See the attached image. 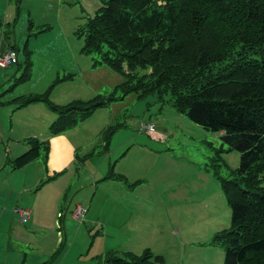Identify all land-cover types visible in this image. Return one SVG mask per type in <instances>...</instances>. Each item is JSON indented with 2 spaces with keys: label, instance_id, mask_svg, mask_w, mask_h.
I'll use <instances>...</instances> for the list:
<instances>
[{
  "label": "rangeland",
  "instance_id": "rangeland-1",
  "mask_svg": "<svg viewBox=\"0 0 264 264\" xmlns=\"http://www.w3.org/2000/svg\"><path fill=\"white\" fill-rule=\"evenodd\" d=\"M100 6L98 0H20L19 3L0 0V51L17 54L16 63L0 68V101L3 103L0 105V182L13 186L20 181V177L11 176L10 162L27 151L30 138L40 141L35 137L40 125L34 121L45 113L51 119L55 117L43 103L44 110L34 103L36 106L11 118V110L16 107L13 97L19 93L41 94L56 79L72 75L71 80L56 85L51 94L55 105H64L76 99L87 101L97 95H107L124 81L123 75L111 68L95 65L98 56L82 52L83 39L77 36V30ZM25 50L30 55V74L27 80H22ZM35 56L49 62L54 70L51 76L48 73L42 79L31 77ZM138 73L143 72L138 70ZM66 83H73L75 88L62 89ZM93 114L82 132L83 140L91 145L77 148L68 143L62 145L65 149L61 158L72 156L73 161L63 168L61 194L54 188L50 191V202H37L34 194L41 188L32 189L34 193L29 199L34 205L44 203L48 208L43 213L48 215L46 225L22 235L29 230L28 220L11 215L10 225L5 227L18 232L0 231V261L5 255L1 252L3 246L26 243L25 238L31 244L30 249L49 256L47 264L54 263L60 252L63 254L61 263L70 264L78 261L80 252L83 257L95 249L106 250L101 257L107 253L122 256L125 252L140 254L146 248L161 256L163 264H222L223 247L212 243L216 233L229 228L231 220L221 179H230V174L239 168V153L227 151L219 134L193 124L171 103H159L152 97L131 95ZM104 121L107 124L103 130ZM147 124L154 127L152 136L141 128ZM108 128L113 133L110 134ZM88 131H94V135ZM145 134L158 142H150ZM137 135L144 139L139 142L140 146L132 141ZM92 148L93 154L83 155ZM220 149L223 151L219 152ZM125 152L127 156L123 159ZM45 155L46 152L41 151L39 158L29 165L49 164L51 168L52 161L48 163ZM111 167L115 173L125 174L127 184L103 180ZM12 195V199L15 198L14 189ZM75 203L88 209L86 215L108 216L105 228H100L96 234L89 231V226L77 232L83 222L72 219L73 242L70 244L65 242L60 216L71 215ZM17 206L24 209L22 203ZM10 208V205L5 206L6 210ZM15 209L17 207L12 205L11 210ZM35 210L42 215L41 207ZM113 221H118V226L115 233H108L107 226ZM33 222L34 218L30 223ZM111 237L120 239L119 246H109ZM30 249L25 252L29 253ZM101 257L88 259L85 264H105Z\"/></svg>",
  "mask_w": 264,
  "mask_h": 264
},
{
  "label": "trees",
  "instance_id": "trees-1",
  "mask_svg": "<svg viewBox=\"0 0 264 264\" xmlns=\"http://www.w3.org/2000/svg\"><path fill=\"white\" fill-rule=\"evenodd\" d=\"M98 1L101 6L77 30L82 52L98 56L95 65L111 68L124 81L107 95L55 105V86L72 79L65 76L41 94L14 99L17 109L43 103L56 116L48 128L55 136L131 95L171 103L193 124L219 134L227 151L240 155L239 168L230 179H221L231 220L212 243L223 247L222 264H264V0ZM25 56L22 80L30 74L26 50ZM28 143L29 149L10 162L12 170L37 160L41 151L47 159V142L30 138ZM106 179L126 181L113 172ZM100 259L105 264H163L148 248Z\"/></svg>",
  "mask_w": 264,
  "mask_h": 264
},
{
  "label": "crops",
  "instance_id": "crops-1",
  "mask_svg": "<svg viewBox=\"0 0 264 264\" xmlns=\"http://www.w3.org/2000/svg\"><path fill=\"white\" fill-rule=\"evenodd\" d=\"M49 62H47L43 57H38L35 56V69L34 71L32 70V76L37 77L38 79H42V77L44 75H48L51 76L54 72V70H52V68H50ZM50 65H52L50 63ZM29 81V80H28ZM72 89L75 88V86H73V83H66L64 87H62V89ZM59 91H61V88H59ZM23 97V96H32V95H24V93H19L18 95H16L13 98H17V97ZM11 98V99H13ZM10 99V100H11ZM9 100V101H10ZM14 100V99H13ZM55 102V100H54ZM61 102H65V100H62ZM3 104L0 101V105ZM38 104V107L40 110H44V105L41 103H36ZM36 104H31L28 105L26 107L17 109L18 104L17 102H15L16 107L11 110L10 113V117L13 118L14 114L17 113H22L25 112L28 107L30 106H36ZM58 104H61L58 101ZM17 110V111H16ZM48 113H45V115L43 117H40L39 119H36L34 121V123H37L40 125V130L38 132V134H35V137H37L40 141H44L47 140V145H48V156H47V162L52 164L53 166L50 168V165L46 164L43 169L41 163L39 164H28V166L26 165L24 168L21 169H17V170H12L11 176H18L20 177V181L17 182L15 185H11L10 183H3L0 182V224H2V226H0V231H8V232H16L17 230H12L11 228H6V225H10V219H11V215H14L15 217L18 216L19 218V214L17 213V209H22V208H18L17 203H22L24 206V209L27 210L29 212V215L31 216L30 218H27L26 220H24L25 222L27 221L29 223V230L26 229V231H23L21 234L24 235V232H30L32 230H41L42 227L44 228V226L47 223L48 220V215H43L44 212L48 211V208L44 205V203H41L38 206H35L33 201H31V199H29L30 196H33V188L36 187V190H38V188H41L36 194H34L36 197V201L37 202H43L45 201H51L52 197H51V193L50 191L54 188H56V191L59 192L61 194V169L62 171L64 167H67L66 165L70 162L73 161V157L71 156L70 158L66 159V158H61V153L64 152V146L63 143H68L69 145L72 146V148H77L83 145V147H89L91 145V142H86L83 140L84 135H83V128L86 124V122H88L89 120H91L92 116H90L88 119H86L85 121L79 123L76 127H74L73 129L65 132L64 134H59V135H55V136H50L48 134V128H49V123H52L55 120L54 118H50L47 116ZM46 121H49L48 124H46ZM105 121L102 123L101 125V129H105L106 127ZM89 133L91 132V135H94V131H88ZM146 135V134H145ZM162 135V134H161ZM147 136V135H146ZM148 137V136H147ZM88 139V136H87ZM148 139H150V142H158L155 140H152L150 137H148ZM72 141H75L74 143H70ZM76 141H83V142H76ZM89 141V140H87ZM132 141L137 145L140 146L139 142L144 141L143 138L137 136H133L132 137ZM88 143V144H85ZM104 144V143H103ZM61 145V146H60ZM57 146V147H56ZM29 149V148H28ZM27 149V150H28ZM94 148L90 149L89 151L85 152L83 155H88L90 151H93ZM127 152V151H126ZM126 152L123 154V159L127 156ZM18 157V156H17ZM51 159L50 161L48 159ZM115 167V166H114ZM11 168V167H10ZM31 168H36V170L31 173ZM115 173L114 172V168L111 167L110 172L107 173V175ZM55 173V174H54ZM117 174V173H115ZM119 174H121V176L123 175V177L125 176V174H123L122 172H119ZM117 174V175H119ZM106 175V176H107ZM54 176V177H52ZM58 177L55 180V177ZM105 176V177H106ZM104 177V178H105ZM126 177V176H125ZM124 177V178H125ZM127 179V177L125 178V180ZM112 182H115L111 179H106ZM116 181H122V180H116ZM125 184H127V181H123ZM38 186V187H37ZM12 189L15 190V195L13 197L12 195ZM76 205H78L77 203H75ZM6 205H10L12 208V205H14L15 207H17V209H15V211H12L11 208L10 210H6L5 206ZM36 207H41L43 212L42 215H38V213L36 212ZM75 207V206H74ZM22 209V210H24ZM88 211V209H87ZM14 212V213H13ZM36 212V213H35ZM87 213V212H86ZM108 215H86L85 214V218L83 220V223L81 225L78 226L77 228V232H80L82 230V228L86 229L88 226L90 227L89 231L93 230L95 232V234L101 229L105 228V223L107 222V220H105V217H107ZM61 228H62V233L65 239V242L68 243L70 242V244L73 242L72 241V236H71V232L70 229L73 228V224L70 223V221L74 222L73 218H72V212L71 215H61ZM89 217V220H87V218ZM34 218V222L30 223L31 219ZM30 219V220H29ZM73 219V220H72ZM3 220H5L3 222ZM20 220V218H19ZM76 221V220H75ZM128 222H126L127 224ZM118 226V221H113V223L111 224V226H107V232L108 233H115V228ZM144 226V225H143ZM10 227V226H9ZM4 228V229H2ZM156 228V227H154ZM111 231V232H110ZM18 232V231H17ZM29 233V234H30ZM3 235V234H1ZM19 235V233H18ZM112 241L109 243V246H119L120 244V239L117 237L116 239H113V237H111ZM24 240L26 241V243H21V242H17L14 244H10L7 243L5 246H3L1 249V252L4 253L5 255H3L4 259L2 261H0V264H47L48 260V255L42 253V252H34V250L31 248H29L31 246V244H29L28 240L24 238ZM60 248H61V244H60ZM25 249V250H24ZM28 249H30L29 253H26L25 251H27ZM64 251V250H63ZM106 250L100 251V250H94L92 253H88V255L86 257L82 256V252H80L78 254V261L76 263H70V264H77V263H87L88 259H94L96 257H101V255L105 252ZM63 258V254H61V252L59 253L58 257L56 258L55 262L52 264H62L61 260ZM83 261V262H81ZM164 262V259H163Z\"/></svg>",
  "mask_w": 264,
  "mask_h": 264
},
{
  "label": "built area",
  "instance_id": "built-area-1",
  "mask_svg": "<svg viewBox=\"0 0 264 264\" xmlns=\"http://www.w3.org/2000/svg\"><path fill=\"white\" fill-rule=\"evenodd\" d=\"M17 62V54L14 51L1 52L0 51V68H7ZM142 129H145L148 135L152 136L154 132V127L152 124L142 125ZM87 208L83 205H75L72 210V218L78 222H82L85 218ZM19 218L24 221L29 217V212L27 210L17 209Z\"/></svg>",
  "mask_w": 264,
  "mask_h": 264
}]
</instances>
